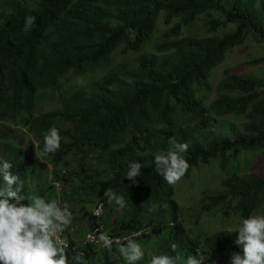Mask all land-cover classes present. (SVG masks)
<instances>
[{
  "label": "trees",
  "instance_id": "trees-1",
  "mask_svg": "<svg viewBox=\"0 0 264 264\" xmlns=\"http://www.w3.org/2000/svg\"><path fill=\"white\" fill-rule=\"evenodd\" d=\"M29 15L35 23L24 31ZM160 15L166 25L175 22L154 52L145 53L143 44ZM200 16L208 18L209 32L235 29L182 36ZM249 35L264 42V0H0V161L10 162L12 174L25 182L23 195L68 206L73 220L62 238L70 260L79 255L84 264H126L117 244L108 251L85 241L95 217L76 216V207L94 209L99 202L105 204L103 232L113 238L141 232L135 239L144 257L136 264L178 254L184 264L197 251L201 264L231 263L230 254L241 253L237 230L185 232L173 188L155 171L154 159L167 152L172 137L189 145L181 154L189 167L218 158L225 170L243 151L263 150L264 158V78L226 71L216 98L204 104L211 71ZM119 48L136 57L112 67ZM104 69L86 87L64 93L57 108L37 113L38 101L61 87L69 72ZM213 115L242 117L245 123L242 130L228 126L222 132L213 128ZM180 120L191 125H177ZM53 127L60 148L40 156ZM27 137L38 144L34 150L23 147ZM130 162L142 165L135 184L125 177ZM108 188L125 197L122 211L103 199ZM200 204L203 211L219 207L246 219L264 208V174H232L220 193L205 191ZM84 219L86 231L80 226Z\"/></svg>",
  "mask_w": 264,
  "mask_h": 264
},
{
  "label": "clouds",
  "instance_id": "clouds-1",
  "mask_svg": "<svg viewBox=\"0 0 264 264\" xmlns=\"http://www.w3.org/2000/svg\"><path fill=\"white\" fill-rule=\"evenodd\" d=\"M35 17L25 18L24 31L31 29ZM61 137L59 131L53 127L44 135L43 149L40 156L55 153L60 148ZM170 148L167 152L155 155V171L163 177L169 185L179 182L186 174L189 164L181 155L186 152L187 143H177L175 137L169 140ZM13 165L8 161H0V264H84L82 256H68V244L62 234L70 227L73 214L67 205L61 207L55 199L46 200L44 197L25 196V182L10 171ZM141 163L130 162L126 178L136 183V177L141 175ZM109 205L117 206V211L126 207L125 197L114 193L110 188L105 190L103 199ZM27 200V204L23 201ZM155 205L151 210L155 209ZM103 208V204L100 205ZM99 214V210L96 213ZM99 232V229L97 230ZM142 231H148L143 229ZM235 244L241 248V253L230 254L231 264H264V215H250L243 219L237 230ZM141 232H132L122 240H113L107 233L100 232L98 238L88 234L89 240L97 243L108 251L115 243L125 259L126 264H136L143 259L144 252L136 237ZM177 245L172 244V251ZM188 256L184 264H201L202 257ZM181 255L153 256L150 264H179Z\"/></svg>",
  "mask_w": 264,
  "mask_h": 264
},
{
  "label": "rangeland",
  "instance_id": "rangeland-1",
  "mask_svg": "<svg viewBox=\"0 0 264 264\" xmlns=\"http://www.w3.org/2000/svg\"><path fill=\"white\" fill-rule=\"evenodd\" d=\"M217 16L218 14H214ZM208 20L206 16H200L192 25L182 30V36H208L213 34L222 35L227 32H232L235 26H228L225 30H219L216 33L209 32L205 26ZM175 20L166 25L162 15L156 21V28L153 34L147 37L143 44L145 53L154 52V44L163 40V34L169 27L174 24ZM136 57V54L122 55L121 48L115 52L114 67L120 62L130 61ZM264 58V42L256 41L252 36H248L242 45L233 48L225 54L223 62L215 67L210 74L208 84L209 91L206 92L204 104L206 107L216 98V86L223 78L226 71H231L236 75H245L257 78H264V62L253 64L255 59ZM107 71L98 70L94 72H69L61 87L54 90L53 93H46L43 98L38 101V111H46L55 109L58 105V100L61 96L71 89L86 87L90 82L96 80ZM214 116V115H213ZM245 120L242 117L227 115L223 117L214 116L212 121L213 128L220 131H225L228 126L242 130V125ZM177 125H191L190 121L180 120ZM4 129V128H3ZM25 148L34 150L37 143L27 137L22 141ZM263 150L243 151L236 159H231L225 170L219 167V159H211L207 164L189 167L184 177L174 185H170L174 191V198L181 207V223L186 233L190 236L198 234L213 233L219 230H238L242 219L232 214H225L219 207L211 210L203 211L201 209L200 199L205 191L211 194H218L224 189V181L232 174L241 176L251 173L264 174V158ZM70 161H73L71 156ZM75 163L73 162L72 165ZM48 175L50 176L51 167L47 166ZM59 191V190H58ZM76 216L80 217L85 213H91L93 208L90 205L78 204ZM74 208L73 210L76 211ZM82 213V214H81ZM253 215H264V208H261L253 213ZM87 221L84 219L80 223L83 230H87ZM112 223V218L109 219ZM215 264H231L223 260L216 259Z\"/></svg>",
  "mask_w": 264,
  "mask_h": 264
},
{
  "label": "built area",
  "instance_id": "built-area-1",
  "mask_svg": "<svg viewBox=\"0 0 264 264\" xmlns=\"http://www.w3.org/2000/svg\"><path fill=\"white\" fill-rule=\"evenodd\" d=\"M103 204V208H100V205ZM105 204L103 202H99L97 204V206L93 209L92 211V214L93 216L95 217V225L92 227V229L85 235V241L90 243V244H93L95 246H101L102 244L100 243H97L96 240H89L87 237H88V234H94L97 238H98V235L100 234V232H103L104 231V225L102 223V216L104 215V207ZM99 210V214L97 215V211ZM99 229V232L97 231ZM113 238V237H111ZM117 239H120L122 240L123 238H113V240H117Z\"/></svg>",
  "mask_w": 264,
  "mask_h": 264
}]
</instances>
